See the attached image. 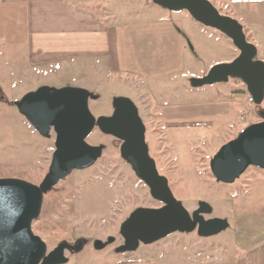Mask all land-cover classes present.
Returning a JSON list of instances; mask_svg holds the SVG:
<instances>
[{
	"label": "rangeland",
	"instance_id": "rangeland-1",
	"mask_svg": "<svg viewBox=\"0 0 264 264\" xmlns=\"http://www.w3.org/2000/svg\"><path fill=\"white\" fill-rule=\"evenodd\" d=\"M71 1L94 6L102 13L109 8L125 18L130 17L132 11H137L131 15L134 18L154 16V13L148 12L153 7L156 16L179 21L187 43L185 71L166 77L168 79L164 80L160 89L168 95L174 87L177 89L183 83L190 85L191 78L205 75L213 65L227 63L238 54L230 39L218 30L195 21L185 10L170 11L152 0ZM211 1L219 12L233 16L242 24L247 39H252V32L255 46L258 50L263 49L264 0ZM4 38L0 40V178H20L38 184L47 172L54 150V134L51 133L50 138L41 137L12 102L41 85L56 88L79 86L98 95L97 99L88 101L89 109L95 116L111 114L113 97L130 98L145 125L149 153L156 162L158 172L167 178L174 197L190 213L197 208L199 201H205L212 207V213L205 218L219 217L229 222L226 229L209 237H201L195 231L173 232L151 244H140L135 251L117 252L116 247L122 243L119 226L129 213L137 207H159L161 203L150 196L148 187L120 157V141L94 128L86 141L92 145H104L101 157L92 166L73 170L57 183L44 196L40 214L32 222L33 232L46 243L47 251L61 240L74 242L78 238L87 239L79 252H65L68 261L63 264H145L146 251L159 248L165 250V260L170 264H184L188 260V257L172 249H184L182 251L186 256L191 250H200L206 255L219 245L218 253L221 254L224 249L220 245H225L230 252L234 243L232 214L264 210V170L248 167L233 183L225 184L215 181L209 169L210 158L222 144L236 137L241 127L259 120L254 106L247 102L243 84L239 86L243 91L237 92L235 100L244 113L245 121L238 120L235 107L233 118L228 123L221 120L217 112L195 123L172 121L173 126L166 128L158 121L156 107L148 105L144 93L141 94L143 88L136 78L106 74L98 67L94 72L92 70L93 73L80 74L74 68L71 70L57 65L39 69L26 67L22 71L16 67L25 63V48L22 45L9 47L10 42L7 41L23 39L21 33L14 36L6 31ZM258 55L261 57L262 54L259 52ZM237 83L241 81L229 78L227 82L208 86L218 87L231 97L236 92L223 87L236 88ZM194 98L207 100L209 95L196 93ZM109 237L114 238L112 243L102 249L94 247L95 240L106 242ZM152 253L155 252L150 255Z\"/></svg>",
	"mask_w": 264,
	"mask_h": 264
},
{
	"label": "water",
	"instance_id": "water-1",
	"mask_svg": "<svg viewBox=\"0 0 264 264\" xmlns=\"http://www.w3.org/2000/svg\"><path fill=\"white\" fill-rule=\"evenodd\" d=\"M170 11L185 10L197 22L214 28L231 40L238 54L227 63L213 65L205 75L191 78L192 87L239 79L252 98L259 120L248 124L233 139L222 144L209 160L215 181L230 184L248 167L264 170V60L257 47L246 39L243 26L235 18L222 15L209 0H152ZM98 95L77 86L41 85L12 102L41 137L54 134V150L46 174L38 184L20 178H0V264H63L64 251L79 252L87 239L61 240L47 251L46 243L32 230L43 198L73 170L92 166L104 145H92L87 136L97 128L120 141V157L147 187L159 207H137L119 226L122 243L117 252L135 251L173 232H193L201 237L215 235L228 227L225 218L209 217L212 207L199 201L191 213L177 200L164 175L158 172L145 139V125L135 103L128 97L111 100L109 115L95 116L88 101ZM114 241L95 240L96 249Z\"/></svg>",
	"mask_w": 264,
	"mask_h": 264
},
{
	"label": "crops",
	"instance_id": "crops-1",
	"mask_svg": "<svg viewBox=\"0 0 264 264\" xmlns=\"http://www.w3.org/2000/svg\"><path fill=\"white\" fill-rule=\"evenodd\" d=\"M133 12L137 13L132 11L130 17L125 18L109 8L102 13L94 6L71 0H0V40L5 39L6 31L14 36L21 33L23 39L17 40L18 43L12 39L7 41L9 47L24 46L25 63L16 67L22 71L26 67L39 69L57 65L74 68L80 74L94 72L98 67L106 74L136 78L143 88L141 94L144 93L148 105L156 107L158 121L166 128L173 126L172 121L195 123L217 112L221 120L230 122L238 104L235 95L243 91L239 87L243 83H237L236 88L223 87L236 92L231 97L218 87H192L185 83L177 89L174 87L170 95L162 92L160 87L168 79L166 77L185 71L187 43L180 22L156 16L153 7L148 12L154 16L134 18ZM251 36L249 41L254 43L252 32ZM196 93L209 95V98L195 99ZM174 97L173 101L167 100ZM235 114L238 120L244 115L238 107ZM231 219L234 243L230 252L225 245H220L224 249L221 254L218 253L219 245L206 255L200 250H189L187 256L184 249L172 251L188 257L184 264H264V210L235 213ZM151 252L155 253L150 255ZM146 255L145 264H170L165 260L163 249L148 250ZM151 257L154 259L150 260Z\"/></svg>",
	"mask_w": 264,
	"mask_h": 264
},
{
	"label": "built area",
	"instance_id": "built-area-1",
	"mask_svg": "<svg viewBox=\"0 0 264 264\" xmlns=\"http://www.w3.org/2000/svg\"><path fill=\"white\" fill-rule=\"evenodd\" d=\"M259 52L262 54L261 57H259ZM257 58H260L262 60H264V45H263V49L261 50H258L257 51ZM247 102L251 105V106H254V103L252 101V98L247 94ZM255 107V106H254ZM240 121H245V116L242 115L240 118ZM243 129V127L240 128L239 132Z\"/></svg>",
	"mask_w": 264,
	"mask_h": 264
},
{
	"label": "flooded vegetation",
	"instance_id": "flooded-vegetation-1",
	"mask_svg": "<svg viewBox=\"0 0 264 264\" xmlns=\"http://www.w3.org/2000/svg\"><path fill=\"white\" fill-rule=\"evenodd\" d=\"M209 1L214 5V3H213L211 0H209ZM214 6H215V5H214ZM216 9H217V8H216ZM217 10H218V9H217ZM219 13L222 14V15H228V14H224V13H221V12H219ZM228 16H230V15H228ZM231 17H233V16H231ZM246 39H247V38H246ZM247 40L249 41V39H247ZM235 49H236V48H235ZM236 50H237V49H236ZM257 51H258V49H257ZM237 52H238V50H237ZM111 110H112V108H111ZM103 150H104V149H103ZM209 215H210V214H209ZM205 216H207V215H205ZM205 216H204V217H205ZM49 251H50V250H49ZM65 252L70 253L68 250H65L64 253H65ZM70 254H71V253H70Z\"/></svg>",
	"mask_w": 264,
	"mask_h": 264
}]
</instances>
